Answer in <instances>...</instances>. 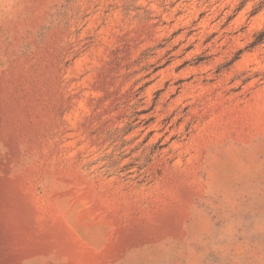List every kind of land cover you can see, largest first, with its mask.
Returning <instances> with one entry per match:
<instances>
[{
    "label": "rangeland",
    "instance_id": "rangeland-1",
    "mask_svg": "<svg viewBox=\"0 0 264 264\" xmlns=\"http://www.w3.org/2000/svg\"><path fill=\"white\" fill-rule=\"evenodd\" d=\"M0 264H264V0H0Z\"/></svg>",
    "mask_w": 264,
    "mask_h": 264
}]
</instances>
